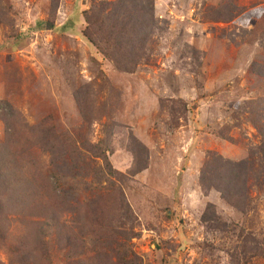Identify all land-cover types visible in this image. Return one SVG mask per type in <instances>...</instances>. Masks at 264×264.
I'll list each match as a JSON object with an SVG mask.
<instances>
[{
    "label": "rangeland",
    "instance_id": "374dc122",
    "mask_svg": "<svg viewBox=\"0 0 264 264\" xmlns=\"http://www.w3.org/2000/svg\"><path fill=\"white\" fill-rule=\"evenodd\" d=\"M134 2L0 0V147L29 182L0 264H264V179L239 210L200 183L261 144L264 0H137L124 72L93 31Z\"/></svg>",
    "mask_w": 264,
    "mask_h": 264
},
{
    "label": "trees",
    "instance_id": "16d2710c",
    "mask_svg": "<svg viewBox=\"0 0 264 264\" xmlns=\"http://www.w3.org/2000/svg\"><path fill=\"white\" fill-rule=\"evenodd\" d=\"M119 6L114 8L111 16L106 18L101 25L98 26L96 31H93L95 35L94 39H97L98 42H103L110 48L107 51H102V49L99 48L103 58L118 63L120 69L124 72H131L135 64L133 58L136 57L135 55H137L138 50L133 47L131 48L130 44L138 42L139 40L143 41L144 37L151 32L145 26V22L142 19L144 9L140 8L137 0H135L134 5L129 6L131 8H126L124 6L119 8ZM91 17L93 16L85 15L87 21H89ZM106 27H108V31H106ZM98 42L92 41L95 46L99 45ZM256 72L259 74L264 72V67L261 71L256 70ZM262 75H264V73ZM0 105L7 108V104L4 102H1ZM1 111L0 118L3 120L5 119V127L12 128L9 121L14 117V114H12L9 109ZM255 125L258 132L263 137L256 151L251 152L245 161L238 163H232L220 157L214 158L210 155L200 175V183L203 187L208 183V187L215 185L213 186L214 189L220 192L223 200L238 210L245 205L244 200H241L242 198H244L246 202L247 200L249 201L247 196V181L253 180L255 184L261 186V181L264 179V126H259L256 122ZM8 153L7 144L0 147V219L2 220L8 219V215L13 214V209L16 213H22L24 216L27 215L23 213V209L29 205V182L26 178L23 181L20 174L14 171L12 166L13 158ZM256 155L259 156L257 159H255ZM254 160L257 161V166L254 165ZM145 165L146 162L142 161L139 155L134 156V168L136 170L134 173H138L144 169ZM105 166L110 173V166L107 162ZM212 166L213 170L211 171L210 178L208 175L206 177L208 170L210 172ZM101 172L104 173V171ZM100 177H104L103 174H101ZM218 184L219 186H216ZM122 208H125V205ZM20 209H22V211ZM4 230L5 226L2 228L3 232Z\"/></svg>",
    "mask_w": 264,
    "mask_h": 264
}]
</instances>
